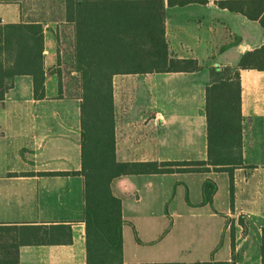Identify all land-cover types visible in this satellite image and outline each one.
Segmentation results:
<instances>
[{"label":"crops","instance_id":"obj_1","mask_svg":"<svg viewBox=\"0 0 264 264\" xmlns=\"http://www.w3.org/2000/svg\"><path fill=\"white\" fill-rule=\"evenodd\" d=\"M168 1L169 52L177 59L196 60L202 69L113 77L115 155L120 163L205 161L210 69L235 68L245 53L264 44L259 23L218 5L226 0ZM11 6L0 0L2 24L43 25L46 81L44 99L35 100L31 78L16 77L0 102V225L21 228L18 240L43 241L20 246L18 264H86L83 178L66 174L81 168L80 99L71 71L70 26L62 13L58 19L38 13L22 20ZM63 31L68 36L71 93L57 61L63 54L58 48ZM239 73L242 165L233 169L232 184L224 171L124 176L112 183L125 221V264H264V71ZM206 180L215 183L216 192L211 205L199 206ZM138 213L145 214L140 217L144 227L156 228L158 221L168 231L156 239L135 236L127 248L124 226H136L125 214ZM179 225L193 230L190 248L167 240ZM155 251L161 252L158 259L148 255Z\"/></svg>","mask_w":264,"mask_h":264},{"label":"trees","instance_id":"obj_2","mask_svg":"<svg viewBox=\"0 0 264 264\" xmlns=\"http://www.w3.org/2000/svg\"><path fill=\"white\" fill-rule=\"evenodd\" d=\"M182 2L188 1L170 0L168 5ZM61 5L63 20L72 35L71 71L80 99L81 130V168L66 174L83 178L86 264H125V221L121 199L112 193V183L124 176L224 171L232 184L233 169L242 165L239 72L264 71V44L245 53L235 68L210 69V83L205 91V161L120 163L115 155L113 77L192 73L202 67L194 59L171 56L165 37V0H61ZM218 5L258 22L264 32V0H226ZM19 76L31 78L35 100L44 99L43 25L0 21V102ZM215 192V183L204 181L199 206L211 205ZM20 232L19 227L0 225V264H18L20 246L43 242L18 240Z\"/></svg>","mask_w":264,"mask_h":264},{"label":"rangeland","instance_id":"obj_3","mask_svg":"<svg viewBox=\"0 0 264 264\" xmlns=\"http://www.w3.org/2000/svg\"><path fill=\"white\" fill-rule=\"evenodd\" d=\"M10 4H12L11 8L19 12L22 20L35 18V14L38 13H47L49 17L53 19H58L62 13V5L61 0H7ZM38 17V16H37ZM12 20V19H11ZM21 20V21H22ZM58 26V25H57ZM67 32L63 31L62 36L58 39V48L63 52L62 57H58V64H60L59 71L61 73V77L63 76V83L66 86V92H72L71 82L68 78V72L70 68V54H69V44L67 39ZM55 72L57 69L54 70ZM71 90V91H70ZM221 184V181H219ZM192 198L194 199V192ZM126 217H132L135 222L136 228L125 225L124 226V240L126 243V247L128 248L134 242V238L140 237V239L147 240L158 238L159 236L166 233L167 228L160 227V223L155 221L153 224L156 225V228H146L143 226V222L140 217H143L145 214H125ZM136 231V233H135ZM193 230L182 228L180 225L177 226L176 229L172 231L169 238L167 240H180L181 248H190L192 245V240H195V237L192 236ZM202 240H208L206 238ZM161 252L155 251L153 253H149V257H153V259H158ZM185 259L189 258L187 254H183Z\"/></svg>","mask_w":264,"mask_h":264}]
</instances>
